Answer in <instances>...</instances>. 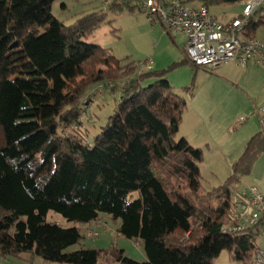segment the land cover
<instances>
[{"label":"trees","instance_id":"obj_1","mask_svg":"<svg viewBox=\"0 0 264 264\" xmlns=\"http://www.w3.org/2000/svg\"><path fill=\"white\" fill-rule=\"evenodd\" d=\"M56 1L0 0V258L213 264L225 251L233 261L253 264L261 250L258 229L224 227L231 196L240 191L231 186L250 175L264 136L246 145L223 185L206 191L202 151L178 137L186 100L174 91L168 71H150L147 60H118L110 50L85 43L106 14L85 15L67 26L51 13ZM100 7L135 9L120 2ZM259 26L251 23L247 36ZM183 63L189 62L169 70ZM96 86L117 92L119 100L90 143L83 115L91 103L86 94ZM134 192L139 197L131 201ZM49 212L82 226L104 215L119 220L117 233L140 241L145 261L115 247L67 252L87 229L48 223Z\"/></svg>","mask_w":264,"mask_h":264},{"label":"rangeland","instance_id":"obj_2","mask_svg":"<svg viewBox=\"0 0 264 264\" xmlns=\"http://www.w3.org/2000/svg\"><path fill=\"white\" fill-rule=\"evenodd\" d=\"M104 0H57L51 8L52 15L59 21L64 22L67 26L74 24L78 19L85 15L93 13L106 14L104 21L100 27L88 38L84 39L87 44L100 46L101 48L110 50L111 54L118 60L129 59L136 63H141L146 59L151 60L152 63L158 62L155 71L166 70L167 78L173 82L175 77H178V69L171 67L165 68L166 62L176 60L178 54L177 48L173 42L180 44L184 43L185 38L180 33H164L166 34L160 42H158L159 34H153L148 31V28H156L161 31L162 28L159 24H150L147 22L145 15L138 9L128 10L124 8L123 11L101 12V3ZM202 1L196 0L195 5L198 6ZM245 0L237 2H212L208 4L211 14L222 22L229 21L233 18L239 17L243 8ZM155 25V26H154ZM154 26V27H153ZM169 34V35H168ZM254 38L264 44V26H259ZM179 52V51H178ZM183 58V56H182ZM185 60V57L183 58ZM182 59V60H183ZM180 60L179 62H181ZM187 64V63H186ZM189 64V63H188ZM159 66V67H157ZM183 68V67H182ZM176 73V74H175ZM182 82V77L177 79L178 85ZM96 86L91 88L87 94L86 99L90 98L91 103L83 115V128L82 131L86 133L85 140L90 143L99 135L101 129L106 126L108 118L113 114L116 109L119 95L117 92H112L109 88ZM177 94L181 92L176 91ZM88 131V133L86 132ZM258 161L255 164L253 173L259 174V171L264 168V150L259 151ZM207 165L212 164L211 160H207L205 165L201 166L204 181V188H216L223 185L229 178L231 168L222 176L223 172L218 175L211 176V170ZM253 185V179L250 175L243 176L240 182L234 183L231 187H250ZM139 197L137 192L129 196V200L133 201ZM101 217H106L101 216ZM46 221L51 224H56L61 228H81V224L75 222H68L60 215L49 212ZM120 221L115 222L109 217L100 218L98 221L92 223L87 227L89 230H82L83 237L78 244L73 245L67 249V252H75L81 249H96L107 250L108 248L115 247L117 250H122L124 256L141 262L144 260L143 245L140 241L129 240L117 233V228ZM89 231H96L97 237L89 236ZM138 242V245H136ZM263 239H258V245H262ZM0 264H17V259L14 258H0ZM118 264V263H114ZM213 264H250L233 261L227 252H222L216 258Z\"/></svg>","mask_w":264,"mask_h":264},{"label":"crops","instance_id":"obj_3","mask_svg":"<svg viewBox=\"0 0 264 264\" xmlns=\"http://www.w3.org/2000/svg\"><path fill=\"white\" fill-rule=\"evenodd\" d=\"M148 31L159 34L158 42L167 34H164V30L156 28H148ZM254 35L248 37L254 38ZM173 43L179 51H176L178 56L176 60L166 62L165 68L180 63L179 61L185 57L186 38L181 47H179L180 44ZM146 60L148 61L147 69L155 71L159 63ZM176 73L179 76L175 77L173 82L168 81L174 91L181 92L180 95H183L186 100L178 137L184 138L192 147L202 151L203 160L199 167L203 186L204 177L201 166L205 165L207 160L212 161V164H206L211 170L210 175L215 176L223 172V176L226 169L229 170L241 158L246 145L252 138L260 134L259 118L256 113L264 105V69L253 64L239 66L229 62L210 72L183 63ZM180 77L182 82L178 85L177 79ZM185 88L192 90L186 94ZM241 117L244 118L243 121L240 120ZM258 160L257 158L256 161ZM254 166L250 172L253 179L252 186L264 194V168L259 171V174H255ZM239 188L242 189L240 186ZM204 189L208 191L212 188ZM88 226L83 228L87 229ZM89 233V236H98L96 231H89ZM143 261H145V254ZM17 264L44 263L40 258L31 259L29 255H23L17 259Z\"/></svg>","mask_w":264,"mask_h":264},{"label":"built area","instance_id":"obj_4","mask_svg":"<svg viewBox=\"0 0 264 264\" xmlns=\"http://www.w3.org/2000/svg\"><path fill=\"white\" fill-rule=\"evenodd\" d=\"M114 2L129 3L165 33L182 34L185 59L194 67L211 72L234 62L264 69V44L246 34L251 23L264 26V0H245L241 15L228 22L218 21L203 1L196 6V0H104L103 8ZM256 114L264 136V105ZM229 219L225 232L258 229L263 242L253 264H264V194L255 186L240 189L231 196Z\"/></svg>","mask_w":264,"mask_h":264},{"label":"water","instance_id":"obj_5","mask_svg":"<svg viewBox=\"0 0 264 264\" xmlns=\"http://www.w3.org/2000/svg\"><path fill=\"white\" fill-rule=\"evenodd\" d=\"M237 1H239V0H223V2H225V3H232V2H237Z\"/></svg>","mask_w":264,"mask_h":264}]
</instances>
